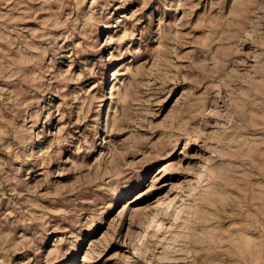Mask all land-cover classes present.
Instances as JSON below:
<instances>
[{"label":"rangeland","instance_id":"rangeland-1","mask_svg":"<svg viewBox=\"0 0 264 264\" xmlns=\"http://www.w3.org/2000/svg\"><path fill=\"white\" fill-rule=\"evenodd\" d=\"M0 264H264V0H0Z\"/></svg>","mask_w":264,"mask_h":264}]
</instances>
